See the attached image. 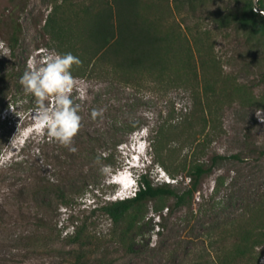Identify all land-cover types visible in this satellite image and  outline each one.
I'll return each mask as SVG.
<instances>
[{"label":"rangeland","instance_id":"1","mask_svg":"<svg viewBox=\"0 0 264 264\" xmlns=\"http://www.w3.org/2000/svg\"><path fill=\"white\" fill-rule=\"evenodd\" d=\"M140 1L149 7L145 17L172 38L171 65L164 72L133 73L91 61L87 71L93 74L76 78L71 97L82 117L72 152L55 140L42 145L35 111H25L37 106L36 99L25 93L20 78L30 57L42 59L41 50L58 53L59 43L44 30L54 6L88 2L0 0V99L14 105L2 113L13 123H3L8 139L0 146V264H74L76 257L78 264H216L231 250L240 226L264 209V38L219 21L247 0ZM12 25L20 30L14 41ZM94 109L103 110L96 119ZM189 114L190 133L161 146L173 179L157 158L147 165L136 153L134 137L148 141L149 130ZM201 116L207 121L204 130ZM108 155L115 167L123 165L118 170L138 160L133 172L146 168L148 180H168L178 192L188 184L191 162L210 164L217 155L226 159L203 176L191 207L167 210L170 198L148 202L128 247L100 209L120 199V186L111 181L118 170L99 159ZM47 181L66 189L70 205L40 207V196L33 193ZM160 205L163 209L155 212ZM245 264H264V244Z\"/></svg>","mask_w":264,"mask_h":264},{"label":"trees","instance_id":"2","mask_svg":"<svg viewBox=\"0 0 264 264\" xmlns=\"http://www.w3.org/2000/svg\"><path fill=\"white\" fill-rule=\"evenodd\" d=\"M85 1L88 3L73 4L67 2L66 4L65 2V4H56L54 10L45 20L44 25V30L51 37L52 42L59 43L56 46L58 53L71 52L82 61L81 66L74 65L72 68L74 78L83 79L85 75L91 77L93 71L88 72L87 68L93 60L102 61L101 63L107 65H115L123 71L133 73L140 71L164 72L171 65L169 54L174 50L172 38L169 34L163 33L155 22H150L145 17L146 9L149 7H145L140 0ZM219 21L223 26L238 25L246 28L251 36L264 38V0H257V2L247 0L236 11L226 14ZM11 31L14 41L20 30L12 25ZM81 54L85 58H80L79 55ZM188 61L189 59L185 62L186 65H189ZM10 107L14 109V105L4 104V100L0 99V146L8 139L5 136L7 134L3 132L6 130L3 123L9 124V126L13 123L12 118L7 119L6 116L2 115ZM36 108L37 106L25 111L33 112ZM190 114L189 116L185 115L187 117L181 118L178 123L174 121V118H169L167 123L157 125L154 129L148 131L147 139L151 147L152 160L154 161L157 158L164 170L171 173L169 175L173 179L175 176L172 175L171 165H168L167 160L161 156V146L163 143L167 146L176 143L173 140H181L182 135L190 133L192 128ZM1 118L3 121H1ZM201 122V129L204 130L207 121L203 116L200 117ZM185 128L186 131H184ZM178 129L183 130L178 132ZM188 139L191 140V137L182 140ZM46 140L50 141L52 139L45 135L42 145ZM27 142L28 139H25L19 150L20 157ZM235 158L237 157L232 156V159ZM99 159L104 161L105 166L112 168L116 166L111 155ZM225 159V157L217 155L212 158L210 164L198 163V161L191 162L186 173L188 184L182 192H178L174 188V183L162 182L155 184L147 179L146 173L141 174L138 181L139 189L133 197L108 201L100 209L111 220L114 231L121 241H129L130 245L128 247H131L138 224L146 217L148 202L170 198L173 200V205L171 208L167 207V210L191 207L194 194L198 191L203 176L210 174L215 165ZM181 166L185 169L187 166L186 160L181 163ZM120 167L115 168L118 170ZM44 184L38 191L36 190L33 193L35 196H40V207H44L49 211L53 202L65 206L70 205V198L63 186L51 185L48 181ZM163 207V205L156 206L154 211H161ZM158 217H161L160 214ZM263 217L264 209L262 208L257 210L254 215L249 216L245 225H241L236 236H234L231 250L222 252L221 257H217L216 264H245L246 259L252 255L254 249L264 244ZM42 221L40 219L38 223ZM158 225L162 226L160 223ZM78 238L77 232L71 238V242H77ZM67 255L74 257L72 256L73 251H69ZM78 261L79 257H76L74 264H78Z\"/></svg>","mask_w":264,"mask_h":264},{"label":"clouds","instance_id":"3","mask_svg":"<svg viewBox=\"0 0 264 264\" xmlns=\"http://www.w3.org/2000/svg\"><path fill=\"white\" fill-rule=\"evenodd\" d=\"M44 53L42 59L30 57L27 67L20 78V84L25 93L31 94L36 99L37 108L33 120L41 142L45 134L49 139L59 142L68 147L70 151L76 152L72 146L74 138L78 135L82 126V117L79 115L80 105L74 104L72 93L77 85L76 78L72 75L73 66H81L82 61L71 52L60 54L55 50H41ZM83 98V97H81ZM51 101L47 104L46 101ZM103 110H93V119L101 116ZM260 117L261 111L257 110ZM134 137V146L138 147L137 154L144 157L147 165H152V153L149 141H140L143 137ZM145 140V139H144ZM126 169L118 170L112 175V183L120 186V191L116 196L119 200L128 199L134 196L139 189V176L146 173V168L141 171L133 172L131 169L139 168L138 160L136 163H128ZM126 175L128 187L123 188L119 177ZM170 181L166 180V183Z\"/></svg>","mask_w":264,"mask_h":264}]
</instances>
